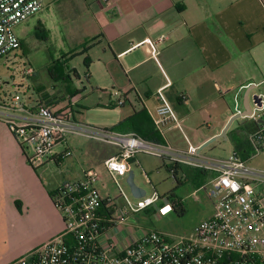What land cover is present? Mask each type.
<instances>
[{"label":"crops","instance_id":"crops-1","mask_svg":"<svg viewBox=\"0 0 264 264\" xmlns=\"http://www.w3.org/2000/svg\"><path fill=\"white\" fill-rule=\"evenodd\" d=\"M41 13L43 19L38 27L48 36L50 28H54L56 36L70 39L77 46L74 56L88 57L89 64H85L88 84L92 86L95 81L98 88L111 87L121 93L125 99L121 121L143 108L152 119L151 114L159 104L156 92L170 82L165 93L182 130L172 124L164 129L162 137L167 145L171 144L172 136L182 137L185 147L180 150L188 149L186 139L202 148L220 136L234 117L237 93L240 92L244 112V95L247 90L252 91L248 101L252 113L253 96L264 92L261 91L264 87V0H62L48 1ZM73 73L80 81L79 73ZM67 80L75 84L71 75ZM53 82L51 91L37 89L40 95L36 105L47 104L56 110L69 105L70 97H55L59 87L57 81ZM182 94L187 97L186 101L181 100ZM78 104L74 107L76 121ZM117 107V104L109 106L111 110ZM34 109L28 108L25 112L29 116L19 119H32ZM204 124L208 126L207 131L195 130ZM260 127L261 120L249 117L233 122L227 131L233 152L240 154L235 150V138L247 139L251 145V136ZM67 149L73 153L71 157L77 169L72 170L70 164L64 171L67 176L61 171L60 183L49 190L51 183L43 181L39 171L28 164L6 118L0 117V264H12L63 232V219L53 206L51 194L66 181L82 179L88 171L80 165L69 143L63 152ZM117 153L115 147L97 143L88 161L92 165L104 164ZM263 154L247 158L248 165ZM139 156L130 165L140 163ZM69 158H59L40 169L53 165L59 168ZM167 160L162 158L164 165ZM169 166V172L174 168L177 176L181 173V178H185L176 180L178 187L193 181L203 189L211 186L215 177L211 172L184 165ZM251 168L264 171L260 167ZM259 190L264 194V185ZM29 222L30 227L39 228L34 239L16 238L20 228Z\"/></svg>","mask_w":264,"mask_h":264},{"label":"built area","instance_id":"built-area-1","mask_svg":"<svg viewBox=\"0 0 264 264\" xmlns=\"http://www.w3.org/2000/svg\"><path fill=\"white\" fill-rule=\"evenodd\" d=\"M48 1L62 0H0V60L22 50L16 28L41 13ZM155 60L158 62L156 56ZM24 74L33 77L35 70L29 65ZM170 86L168 82L157 90L159 104L151 114L161 134L172 124L182 130L165 93ZM239 94L235 96L234 116L242 114ZM186 99L182 94L181 100ZM257 99L249 116L255 121L261 120L260 129L250 139L254 155L264 153V92L257 94ZM12 101L20 105L19 111L28 110L18 96ZM77 102L70 97L69 105L58 110L37 104L32 119L25 123L9 121V128L23 152L31 149L30 154H24L33 169L71 157V150L57 154L55 149L66 147L71 136L84 137L118 150L104 162L114 180L126 177L130 162L140 154L215 174L211 182L212 195L219 197L214 203L215 213L187 236L172 237L154 230L137 235L135 230H127L123 236L120 227L126 224L130 214L152 208L160 211L162 199L158 195H145L132 203L123 197L125 202L119 203L110 196L103 198L95 187L99 174L91 169L82 179L66 181L51 194L53 206L63 219V232L12 264H264V194L259 190L264 185V171L252 169L248 160L236 151L226 160L204 161L201 149L188 139L189 147L183 151L133 133L81 126L75 120ZM124 104L125 99L121 97L117 105ZM171 172L175 180H185L177 179L174 168ZM164 201L170 203L168 198Z\"/></svg>","mask_w":264,"mask_h":264},{"label":"rangeland","instance_id":"rangeland-1","mask_svg":"<svg viewBox=\"0 0 264 264\" xmlns=\"http://www.w3.org/2000/svg\"><path fill=\"white\" fill-rule=\"evenodd\" d=\"M42 19L43 13H39L16 28L26 54L22 50H18L13 52L10 57L0 60V117H5L7 123L9 121L25 123V120L19 118L29 115L18 110L20 105L14 103L13 98L18 96L21 104H26L30 109L35 108L36 99L40 95L37 89L45 88L46 91H51V85L55 83L51 74L54 73L61 76L56 82L59 90L54 93L55 97L75 96L74 99L79 102L77 123L88 128L110 129L112 125L122 119L121 106L113 110L109 108L112 104H118L121 93L111 87L98 88L93 80L94 83L92 82V86H90L85 79L86 56L81 54L74 56L77 46L72 44L70 39L56 36L57 32L54 28H50L51 34L48 39H40L37 36L36 28ZM29 65L35 70L33 77H27L24 74L25 68ZM74 71L79 73L80 81L75 78ZM69 75L73 77L75 84L67 80ZM97 78L100 77L97 76ZM77 81L80 82L79 85L76 84ZM77 86H79L78 92L76 91ZM261 91H264V87ZM228 102L233 109V100L230 99ZM149 106L152 107V104L150 103ZM195 130L205 132L208 130V126L204 124ZM68 143L74 150L80 165L86 167L87 170L95 169L98 172L99 180L95 183V187L103 198L110 196L113 199H118L119 203H124V197L128 201L136 203L137 200L127 182L130 173H133L135 184L146 192L147 197L158 195L162 199L159 202V207L162 208L160 211L152 208L135 215L130 214L126 224L120 227L123 236L127 230H135L136 235L143 231L154 230L172 237L187 236L197 224L209 219L215 213L214 203L219 197L212 195L213 187L206 186L205 189H199L200 186H195L193 181L178 187L173 173L167 170V166L170 167L169 165L172 164L170 160L165 161L164 165L160 157L140 154V156L138 155L140 163H132L126 177L114 180L102 162L92 165L88 161L91 150L97 148L96 142L84 137L71 136L68 138ZM170 143L175 150L185 147L182 137L179 138L178 135L172 136ZM63 150L64 146H59L55 152H63ZM24 152L28 155L31 153V149L24 150ZM200 153L204 161L214 163L228 159L233 153V146L228 139L220 138L201 149ZM70 164L72 170L77 169L74 158L70 157L66 164L60 165V169L53 165V167L43 168V170L40 168L34 170L39 171L43 181L51 183L47 187L51 190L55 183H60L62 179L60 172H66ZM250 166L264 168V154L253 158L250 161ZM177 177L180 179L181 173ZM202 183L205 184V180ZM171 193L182 202L184 214H177L172 209L171 203H165L164 198H167ZM30 225L29 222L28 225L21 227V232L16 238L34 239L39 228L30 227Z\"/></svg>","mask_w":264,"mask_h":264},{"label":"trees","instance_id":"trees-1","mask_svg":"<svg viewBox=\"0 0 264 264\" xmlns=\"http://www.w3.org/2000/svg\"><path fill=\"white\" fill-rule=\"evenodd\" d=\"M37 36L40 39H48V33L45 30H42L40 27L36 28ZM22 49L25 50L24 45L22 44ZM85 64H89L88 57L85 58ZM54 81H58L59 78H56L55 74H51ZM110 130L119 132V133H133L136 134L143 139L158 143L165 144V141L162 137V134L156 129L152 119L149 116L148 111L143 108L138 112H135L134 115L130 118H127L118 124L112 126ZM235 150L239 151L241 156L245 159L252 157L254 155V149L251 147L250 143L247 139H234ZM174 211L177 214H184L185 210L182 202L178 198L175 197L173 193L167 196ZM179 210V211H178Z\"/></svg>","mask_w":264,"mask_h":264},{"label":"water","instance_id":"water-1","mask_svg":"<svg viewBox=\"0 0 264 264\" xmlns=\"http://www.w3.org/2000/svg\"><path fill=\"white\" fill-rule=\"evenodd\" d=\"M251 92H252L251 90H247L246 93H245V95H244V104H243V106H244V112H242L241 115L234 116L230 120V122L227 124V126L224 129L223 133L220 136H218L217 138L212 139L208 144H206L205 146H203L201 149H203L204 147H206L210 143L216 141L217 139H220V138L228 139L227 138V131L229 130V128L231 127V125L233 124V122H235V121H237V120H239L241 118L249 117L251 115V112H249L250 111V106L248 105L249 96H250V93ZM252 100H253V104L254 105L257 104L258 103L257 95L253 96ZM127 182H128V185H129V187L131 189V192H132V194H133V196L135 198H137V199L138 198H143L146 195V192L143 189L139 188L135 184V180H134L133 173H130Z\"/></svg>","mask_w":264,"mask_h":264}]
</instances>
